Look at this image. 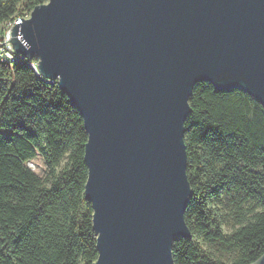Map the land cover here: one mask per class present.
Wrapping results in <instances>:
<instances>
[{
	"label": "water",
	"instance_id": "1",
	"mask_svg": "<svg viewBox=\"0 0 264 264\" xmlns=\"http://www.w3.org/2000/svg\"><path fill=\"white\" fill-rule=\"evenodd\" d=\"M10 39L83 116L95 264H173L190 94L209 82L264 105V0H48Z\"/></svg>",
	"mask_w": 264,
	"mask_h": 264
},
{
	"label": "trees",
	"instance_id": "2",
	"mask_svg": "<svg viewBox=\"0 0 264 264\" xmlns=\"http://www.w3.org/2000/svg\"><path fill=\"white\" fill-rule=\"evenodd\" d=\"M47 1L0 0V24ZM189 106L190 235L174 238L173 264H251L264 252V105L242 88L200 82ZM87 139L82 114L56 80L25 60L0 61V264H95L93 208L84 194ZM37 157L43 174L29 165ZM223 195L255 204L234 205L231 231L223 230L216 205ZM204 242L237 254L225 261Z\"/></svg>",
	"mask_w": 264,
	"mask_h": 264
},
{
	"label": "rangeland",
	"instance_id": "3",
	"mask_svg": "<svg viewBox=\"0 0 264 264\" xmlns=\"http://www.w3.org/2000/svg\"><path fill=\"white\" fill-rule=\"evenodd\" d=\"M29 165L37 173H44L45 163L41 157H37L30 162ZM238 202H240L245 209L250 206H255L251 200L244 201L242 197H237L236 195H223L222 198L216 202L219 216L223 219L222 228L224 231H231L237 225L234 205ZM258 208H260V206H258ZM204 246L212 250L215 255L225 261H230L237 254V251L234 249L222 246L218 243L204 242Z\"/></svg>",
	"mask_w": 264,
	"mask_h": 264
},
{
	"label": "built area",
	"instance_id": "4",
	"mask_svg": "<svg viewBox=\"0 0 264 264\" xmlns=\"http://www.w3.org/2000/svg\"><path fill=\"white\" fill-rule=\"evenodd\" d=\"M30 13H27L25 16H18L11 21L10 20L4 21L0 24V61L7 62L8 64L12 65L15 62H20L25 60L27 61V63H29L31 67H33L37 71L38 74H40L37 68V63H38L37 58H28L25 57L23 54L19 53L13 46L10 39L11 28L13 24L20 18L25 19L30 17ZM41 76L47 81L50 82L54 81V79L46 78L43 75Z\"/></svg>",
	"mask_w": 264,
	"mask_h": 264
}]
</instances>
